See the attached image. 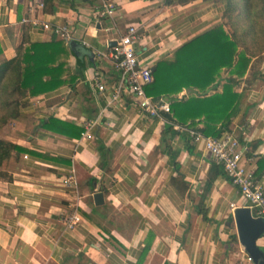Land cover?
<instances>
[{
	"label": "crops",
	"instance_id": "1",
	"mask_svg": "<svg viewBox=\"0 0 264 264\" xmlns=\"http://www.w3.org/2000/svg\"><path fill=\"white\" fill-rule=\"evenodd\" d=\"M171 1L0 0V62L13 58L23 40L60 39L43 22L70 25L80 47L85 40L102 53L86 61L85 79L33 98L15 123L18 131L9 138L47 157L27 152L3 166L14 178L0 180V264H254L239 238L230 242L233 234L238 237L234 211L249 203L227 171L208 184L216 161L204 145L193 143L165 113L158 118L142 111L125 92L110 102L120 74L108 53L130 26L142 36L135 45L142 64L153 68L223 21L224 1ZM104 2L113 4L112 16L103 14ZM80 55L70 57L74 71ZM262 72L232 125L244 152L242 164L253 171L264 156V61ZM95 77L107 92L87 100L83 92ZM226 78L223 72L215 91ZM197 93L185 88L165 99L183 101ZM49 115L84 128L97 124L91 139H70L29 124ZM170 124L178 132L165 136ZM100 142L107 151L100 150ZM73 168L78 189L62 183ZM259 182L264 185V176ZM96 193L104 195L99 205ZM75 213L81 220L68 229ZM258 243L264 254V236Z\"/></svg>",
	"mask_w": 264,
	"mask_h": 264
},
{
	"label": "trees",
	"instance_id": "2",
	"mask_svg": "<svg viewBox=\"0 0 264 264\" xmlns=\"http://www.w3.org/2000/svg\"><path fill=\"white\" fill-rule=\"evenodd\" d=\"M193 1L172 0L171 3L188 4ZM204 1L225 2L223 21L159 61L152 70V82L145 89L155 100L169 98L185 88L197 90V96L174 101L172 112L165 113V116L187 134L186 129H193L205 136L221 138L232 134L234 118L240 113L247 92L263 78L264 0ZM72 53L70 44L62 39L45 42L23 40L13 58L0 62V180L11 181L14 178L12 173L3 169L13 157L18 159L27 152L40 154L4 137L2 133L24 118L33 98L55 94L85 79L86 61L94 60H91L89 50L82 47V55L78 56L77 62L79 66L74 71L69 63ZM223 72L227 73L226 82L221 91H215ZM242 85V91L238 92L237 88ZM83 95L87 100L94 98L96 89L92 83L86 86ZM29 124L37 130L70 139H80L85 131L84 127L53 115L33 118ZM172 124L164 132L165 136L167 132H178ZM254 146L255 143L252 144ZM100 150L108 149L100 142ZM248 155L251 156V152ZM257 165L254 175L255 181L259 182L264 176V156L259 157ZM224 172V164L213 162L208 184L211 185ZM87 217L92 219L90 215ZM230 240L231 244L238 243L236 234ZM150 246L151 242L147 244L146 252Z\"/></svg>",
	"mask_w": 264,
	"mask_h": 264
},
{
	"label": "built area",
	"instance_id": "3",
	"mask_svg": "<svg viewBox=\"0 0 264 264\" xmlns=\"http://www.w3.org/2000/svg\"><path fill=\"white\" fill-rule=\"evenodd\" d=\"M104 7L105 11L103 14L112 16L114 12L113 4L104 2ZM35 24H37V22H35ZM40 25L45 29L51 30L56 38L64 40L67 44L74 41L73 31L68 24L51 25L48 22H43ZM141 39L142 36L139 33V28L130 26L126 35L122 36L114 46H110L108 56L115 69L120 74L118 83L110 94V102H116L121 98L122 93L125 92L135 98L142 111L153 117L161 118L164 113L172 112L173 101L165 98L155 100L152 96L147 94L145 88L146 85L152 82V68L142 64L135 50V45L139 43ZM81 44L85 49L89 50L93 59L102 55L101 52L94 49L87 41L83 40ZM92 84L98 96L107 92L106 84L100 80L99 77H95ZM95 124H97V120L88 122L85 125L86 129L82 134L83 139L92 138L93 134L91 131ZM176 128L178 130H184L180 126ZM186 130L193 143H201L204 145V149L210 153L211 157H213L217 163L224 164L225 170L232 178L233 183L240 188L241 194L247 199L252 210H254V212L256 211L257 216L264 217V185L255 181L253 170L243 166L242 158L244 152L238 139L232 134H226L221 138H214L205 136L193 129ZM25 157L27 158V156ZM78 184L76 171L75 168H73L71 174L63 180V185L78 189ZM80 220L81 217L79 214H73L67 220V228L73 229ZM248 260L251 261L250 258H248Z\"/></svg>",
	"mask_w": 264,
	"mask_h": 264
},
{
	"label": "water",
	"instance_id": "4",
	"mask_svg": "<svg viewBox=\"0 0 264 264\" xmlns=\"http://www.w3.org/2000/svg\"><path fill=\"white\" fill-rule=\"evenodd\" d=\"M70 46L74 53L81 54L82 47L76 41H71ZM152 70H155V67ZM94 199L99 205L103 203L104 195L96 193ZM234 216L240 244L254 264H264V254L258 243L264 235V217L255 216L250 206L236 208Z\"/></svg>",
	"mask_w": 264,
	"mask_h": 264
},
{
	"label": "rangeland",
	"instance_id": "5",
	"mask_svg": "<svg viewBox=\"0 0 264 264\" xmlns=\"http://www.w3.org/2000/svg\"><path fill=\"white\" fill-rule=\"evenodd\" d=\"M17 128V124H12L11 126H9V128H7V130H6V132L4 131L2 134H3V136L4 137H6V138H8V137H14L13 135H14V133H15V131L17 130L16 129ZM18 131V130H17ZM63 183V182H62ZM238 261H241V260H238ZM250 261V260H249ZM240 264V263H239ZM242 264H248V262H242Z\"/></svg>",
	"mask_w": 264,
	"mask_h": 264
}]
</instances>
